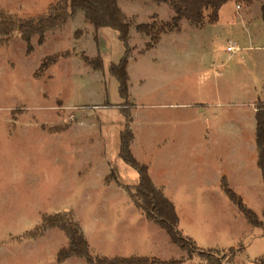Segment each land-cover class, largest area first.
Instances as JSON below:
<instances>
[{"label":"rangeland","instance_id":"1","mask_svg":"<svg viewBox=\"0 0 264 264\" xmlns=\"http://www.w3.org/2000/svg\"><path fill=\"white\" fill-rule=\"evenodd\" d=\"M55 1L0 0V9L35 19ZM118 5L132 25L126 100L109 74L124 53L117 32H94L82 13L46 32L41 45L34 35L29 54L19 34L7 42L0 37V264H57L56 254L66 245L61 232L40 240L27 236L42 216L63 209L73 211L80 225L101 232L94 239L95 255L179 259L174 245L152 246L146 240L149 229L127 215L124 190L104 184L111 171L124 185L137 181L136 171L118 157L125 125L119 107L125 102L133 118L132 154L168 188L180 232L199 244L203 236H218L225 245L217 246L235 249L233 254L218 249L227 258L224 264H258L264 256V184L253 148L250 103L264 100V0L250 5L230 0L214 24L204 21L198 27L183 20L179 31L162 35L148 51V40L135 25L167 22L173 11L152 0H118ZM228 46L237 50L228 52ZM59 52L69 55L40 72L42 60ZM97 56L102 70L96 71L83 58ZM104 103L111 107L102 108ZM222 178L258 215L261 228L247 224L222 192ZM213 215L218 216L213 220ZM124 225L132 238L119 244L118 229ZM72 259L65 264H87ZM180 260L205 264L196 254L189 259L183 253Z\"/></svg>","mask_w":264,"mask_h":264},{"label":"trees","instance_id":"2","mask_svg":"<svg viewBox=\"0 0 264 264\" xmlns=\"http://www.w3.org/2000/svg\"><path fill=\"white\" fill-rule=\"evenodd\" d=\"M157 4H168L173 11V16L167 22H157L135 25V31L147 38L144 51L154 48L160 41L161 36L179 31V24L186 20L194 26L200 27L204 21L214 24L218 20L220 8L230 0H152ZM250 5L254 1L244 0ZM82 13L84 21L91 25L94 32L101 28H111L117 32L118 40L123 44L124 53L117 64H111L109 74L118 83L119 96L122 99L128 98V74L127 64L130 58L131 49L128 44L131 22L120 10L118 0H56L47 8L46 14L35 19H18L5 14L0 9V37L3 42L14 34H19V38L26 45V53L32 52L31 37L37 36V43L43 44L45 33L57 28H62L68 19L77 13ZM264 18V13H263ZM79 31H76V35ZM69 53H55L46 56L40 66L39 71L48 69L59 60L67 58ZM93 70H102V62L99 56L94 59L83 58ZM119 107L125 115V126L119 135V158L129 167L134 169L138 175V183L135 186H122L128 195L131 203L138 212L150 222H153L162 229L169 237L170 243L186 252L188 258L193 254L204 260L205 264H224L227 259L223 251L213 248H200L195 242L185 237L178 229V216L173 203L166 198L163 190L156 187L148 174V167L139 163L131 154L130 144L133 134L129 128L131 121L129 110ZM106 107H111L107 104ZM255 145L257 150V167L260 171L264 184V103L257 101L255 105ZM112 176V174L110 175ZM115 180L114 176L111 178ZM109 177L106 181L111 180ZM220 187L226 197L234 204L237 210L243 215L245 220L255 228L263 226L258 215L249 209L242 201L241 197L234 193L229 187L225 178L221 179ZM58 229L63 233L67 244L61 247L56 254V263L62 264L70 257L82 258L87 264H184L182 260L162 261L157 258L130 256V257H105L93 255L90 251L82 229L75 221L70 212L57 213L54 215L42 216L40 224L36 225L33 231L28 233V239H36L47 229ZM228 253H235V249L229 248ZM258 264H264V256L260 257Z\"/></svg>","mask_w":264,"mask_h":264},{"label":"crops","instance_id":"3","mask_svg":"<svg viewBox=\"0 0 264 264\" xmlns=\"http://www.w3.org/2000/svg\"><path fill=\"white\" fill-rule=\"evenodd\" d=\"M50 4H52V3H49L48 2V5H47V8H48V6L50 5ZM157 6V5H156ZM236 7V6H235ZM156 8H158V6L156 7ZM221 9V8H220ZM240 9V8H239ZM47 10V9H46ZM220 11V10H219ZM80 13V12H79ZM78 14V13H77ZM76 14V15H77ZM219 14V13H218ZM10 15H13V14H10ZM170 15H172V13H170V11L167 13V16H170ZM173 16V15H172ZM171 16V17H172ZM170 17V18H171ZM83 18V17H82ZM69 20H71V18L70 19H68L67 20V22L69 21ZM84 20V19H83ZM141 24V23H140ZM34 37H36V36H32L31 37V40H32V38H34ZM37 38V37H36ZM44 40H45V36H44ZM153 49V48H152ZM257 101H260V102H262V103H264V100H261V99H257V100H255V102H257ZM255 102L253 101V102H251L250 103V105H251V108H252V112L254 113V115H255V111H256V109H255ZM107 104H109V103H104L101 107L102 108H107L105 105H107ZM109 105H111V104H109ZM113 106V105H112ZM135 106V105H134ZM133 106V107H134ZM131 109V108H130ZM200 111L201 112H204V108L203 107H200ZM129 113H130V118H131V121H130V123H129V125H131L132 123H133V118H132V113L129 111ZM254 122H255V119H254ZM98 125V124H97ZM125 126V125H124ZM129 128H130V126H129ZM131 130V129H130ZM122 132V131H121ZM120 132V133H121ZM132 132V131H131ZM133 134V133H132ZM120 135V134H119ZM183 137H184V140L188 137V135L186 134V133H184V135H183ZM134 141H135V136L133 135V140H132V142H131V144H130V151H131V154L133 153V143H134ZM254 144H255V131H254ZM254 148V150L256 151V163H257V150H256V145L253 147ZM118 153H119V150H118ZM133 155V154H132ZM118 157H119V155H118ZM133 157H134V155H133ZM140 163V162H139ZM110 174H113V176H114V178H115V180H110V181H105L104 180V184H106L105 186H111V185H115L116 187V189L118 190V189H123L122 188V186H135L137 183H138V175H137V181L136 180H134V184H132V185H124L122 182H121V180H119V177H118V175H116L113 171H111L110 173H108L107 175H106V177H108ZM148 174H149V177H150V179H151V181H152V183L156 186V187H159V188H161L162 190H163V193H164V195L166 196V198H168L172 203H173V205H174V208H175V211H176V214H177V216H178V228L180 229V223H181V221H180V215H179V212H178V209H177V207H176V204H175V202L174 201H172L171 199V197H170V195L167 193V190H168V188H166L165 187V185H163L162 183V181H161V179H159L158 181L159 182H156V178H154V176L152 175V173H151V171L149 170V168H148ZM261 175V174H260ZM106 177H105V179H106ZM158 179V178H157ZM119 183L122 185H119ZM156 183H159L158 185H156ZM125 192V191H124ZM120 194H122V193H120ZM125 195H126V197H127V201H126V203L124 204V206H125V209H127V211H129V213H127V215L128 216H131V219L133 220V222H135V224L136 225H138L139 227H146V228H148L149 229V231H150V236H148V237H146V240L147 239H149V243H151L152 242V246H154V245H156V243H161L162 244V242L164 241L165 242V244H171L170 243V240H169V237H168V235L162 230V229H160L157 225H155L153 222H150V221H147L139 212H138V210L134 207V205L131 203V201H130V199H129V197H128V195L126 194V192H125ZM231 202V201H230ZM194 203H195V201L194 200H192L191 201V205H193L192 206V209H197V205L195 204L194 205ZM232 203V202H231ZM233 204V203H232ZM234 205V204H233ZM71 210H69V209H63L62 211L60 210V211H57L56 213H54V214H57V213H59V212H70ZM238 211V210H237ZM72 213H73V211H71ZM197 212L196 211H193V214H196ZM240 213V212H239ZM54 214H52V215H54ZM74 214V213H73ZM139 214V215H138ZM242 215V214H241ZM218 216V215H217ZM216 215H213V220L217 217ZM243 216V215H242ZM74 217H75V220L78 222V224L80 225V223H79V221L77 220V218H76V215L74 214ZM244 218V217H243ZM245 219V218H244ZM247 222V221H246ZM247 224H249L248 222H247ZM250 225V224H249ZM251 226V225H250ZM80 227H81V229H82V232H83V234H84V237H85V239H86V241L88 242V245H89V248H90V251H91V253L93 254V255H95V253L93 252V247H94V245H96V243L94 242V239H95V237H96V235L98 236L99 234H101V232L100 231H98V230H96V227L95 226H88L87 225V228H86V226L84 225V224H81L80 225ZM159 228V229H158ZM51 230H53V231H51ZM55 230V231H54ZM58 229H54V228H51V229H47L43 234H42V236H40V237H38L39 238V240L41 239V238H43L46 234H52V233H55V234H57L58 236H59V234H58V232H56ZM119 231H120V233H121V237L120 238H118V242H119V244H121L122 243V240H129L130 238H132V237H127V236H129L130 235V232H128V226H126V225H124L123 226V228H119L118 229ZM163 231L164 233H165V235H166V237H165V235L164 234H162V232L161 231ZM59 231V230H58ZM134 231V230H133ZM59 232H61V231H59ZM62 233V232H61ZM182 233V232H181ZM191 233V232H190ZM63 234V233H62ZM185 237H188V238H190V239H194L193 241L195 242V244L198 246V247H200V248H213V249H226V248H230V247H227V246H217L218 244L217 243H220V244H222L221 243V240L219 239V237L218 236H210L209 238L208 237H206V236H203L202 237V239L200 240L201 241V243L202 244H199L198 242H196L197 240H195V239H197V238H192V235L191 234H189L188 233V235H190V237L189 236H187V235H185L184 233H182ZM64 236V235H63ZM65 237V236H64ZM194 237V236H193ZM134 238V237H133ZM150 238H152V240L150 239ZM37 239V238H36ZM31 240H34V239H31ZM139 240V239H138ZM167 242V243H166ZM66 244H67V240H66ZM138 245L139 244H137V246L136 247H138ZM171 245H173V244H171ZM222 245H225V243L224 244H222ZM64 246H66V245H64ZM64 246H62V247H64ZM147 246V245H146ZM175 246V245H174ZM135 247V248H136ZM178 248V247H177ZM137 249V248H136ZM180 250V249H179ZM149 251V250H148ZM181 251V253H179V259H176V260H180V258L183 256V253H185L186 254V252H184V251H182V250H180ZM132 254V253H131ZM131 254H130V256H131ZM100 256V255H99ZM130 256H128V257H130ZM132 256H136V254H134V255H132ZM115 257H119V256H115ZM141 257H148V256H141ZM72 258H75V257H70V258H68L66 261H64L62 264H65L67 261H71V260H73ZM149 258H155V257H149ZM80 259H82V258H80ZM84 260V259H83ZM170 260H174V259H170ZM167 261H169V260H167ZM253 261V260H252Z\"/></svg>","mask_w":264,"mask_h":264},{"label":"built area","instance_id":"4","mask_svg":"<svg viewBox=\"0 0 264 264\" xmlns=\"http://www.w3.org/2000/svg\"><path fill=\"white\" fill-rule=\"evenodd\" d=\"M240 8V6L239 5H236V9H239ZM226 50L228 51V52H234V51H236L237 49L235 48V47H233V46H228L227 48H226Z\"/></svg>","mask_w":264,"mask_h":264}]
</instances>
